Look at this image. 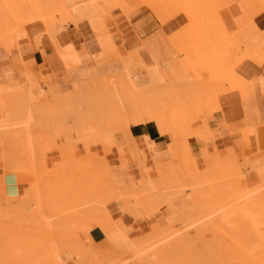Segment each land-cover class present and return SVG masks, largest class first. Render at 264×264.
<instances>
[{
  "label": "rangeland",
  "instance_id": "1",
  "mask_svg": "<svg viewBox=\"0 0 264 264\" xmlns=\"http://www.w3.org/2000/svg\"><path fill=\"white\" fill-rule=\"evenodd\" d=\"M85 1L70 5L63 0H0L2 17L7 15L1 17V24L5 27L7 19L12 21L6 28L0 26V227L12 223L0 228V242L16 243L5 247L12 251L1 257L5 264L8 258L23 259L26 254L20 247L25 246L39 249H32L31 256L55 254V264H78L80 249L83 255L88 251L96 257L95 261L88 258L89 264H264V119L257 109L247 107L254 91L245 95L241 92L248 91L252 84H259L264 92V75L254 81H235L234 76L236 66L245 60L264 67V31L256 27L249 32H229L225 23L231 21L222 13L235 4L244 5L240 7L243 11L248 6L244 3L249 2L258 5L259 17L264 14V0H162L172 13H183L189 21V28L173 39L175 46H166L169 37L160 32L143 37L138 30L122 28L124 21L130 22L144 9L159 22L144 5L150 0ZM16 2L19 6L15 7ZM91 3L97 11L96 18L83 21L77 28L80 23L76 25L71 20L74 11ZM8 5L15 12L20 6L27 11H18L17 19L9 9L13 13V20H9ZM247 18L244 24L252 21L250 16ZM101 24L104 32L112 36L114 47L100 44L94 27ZM30 26L35 28L33 36L38 47L42 49L44 36L51 38L55 48L50 55L56 52L62 61L49 62L44 57V64L37 65L27 60L31 51L26 44L32 37L27 31ZM38 27L41 32H37ZM60 33H69L72 38L76 35L77 41L67 42L69 52L59 47ZM152 40L156 43L153 46ZM154 46L161 57V77L152 85L144 81L142 88L152 86L174 96L173 106L166 113L173 139L167 136L169 144L164 151L154 144L160 152L157 158L156 149L149 155L136 146H141L140 141L134 145L127 138V122L117 118L114 109L115 102L130 91L121 83L126 75L135 82L148 76V69L155 63L151 55ZM235 92L247 103L246 125L238 129L217 116L224 112L223 99ZM236 136L239 137L235 139ZM251 138L256 139L255 153ZM221 139L227 141L218 146ZM192 140L201 146L200 153L193 151ZM148 167L151 176L160 175L156 181L151 182L156 177L150 179L146 174ZM250 175L256 177L253 187L248 185ZM10 176L18 192L15 199L24 200L25 196L24 201H30H26L27 205L22 201L24 210L18 205L21 201L14 203L16 208L9 197ZM138 183L145 185L143 189L132 188ZM246 195L249 200H244L249 204H239ZM7 202L13 211V218L8 217L10 223L2 215L9 210ZM126 203L138 211L129 212L119 205ZM197 204L203 209L198 212L197 208L196 213ZM245 204L249 211L244 214ZM123 214L136 224L152 218L149 231L135 235V229L115 218ZM94 228L102 229L116 254L96 248L90 237ZM3 231L5 236L9 232V238L18 239H8ZM41 246L46 250L42 252ZM166 246L170 247L163 253ZM154 249L157 253H153L158 254L155 259L150 256ZM31 251H26L27 257ZM61 254L63 258L59 259ZM38 260L36 264H43L45 258L37 263ZM84 262L80 260L79 264Z\"/></svg>",
  "mask_w": 264,
  "mask_h": 264
},
{
  "label": "crops",
  "instance_id": "2",
  "mask_svg": "<svg viewBox=\"0 0 264 264\" xmlns=\"http://www.w3.org/2000/svg\"><path fill=\"white\" fill-rule=\"evenodd\" d=\"M63 1H65V3H69L70 5H72L73 3H78L79 1L86 2L85 0H63ZM87 1H91V0H87ZM244 4L245 7L246 5L248 6L243 11L241 9L244 8V5H238V4L232 5L228 10L222 11V13L226 15L228 20L231 21L229 24L225 23V27L227 28V30L229 32L230 31L235 32L237 30H241V31L245 30L249 32L256 27H259L262 31H264V14L257 17L258 9H259L258 5H254V4L249 5L250 4L249 2ZM144 5L150 10H152L156 18L159 19V22L154 18V16L148 9H144L138 13L137 17L132 18L130 22L124 21L122 23L123 25L122 28L129 32L133 30H138L143 35V37H151L154 33L160 32L162 35L169 37L167 43L165 44L166 46L168 45L175 46L176 44L174 43L173 39L177 35H179L182 31L188 29L190 26L189 21L188 22L186 21L187 17L183 13H178V14L172 13L169 7L167 6V4L165 3V1L162 0H150L147 4ZM92 6L93 5L91 3L89 6H83L82 8H79V10L77 9L74 11V15H72L73 17H71V20L73 19L72 21L76 25L80 23L77 28H80V26L84 23L83 21L89 22L90 20L96 18L97 11ZM249 16L251 17L252 21L248 20L247 24H244L243 21L248 19L247 17ZM255 22L257 26H255ZM57 26L61 27L60 24H58ZM51 28H54V26L51 25ZM94 28H93L94 30L97 29V31H95L96 33L99 32L97 33V38L103 47L108 48L109 46L110 47L115 46L112 36L104 32L105 29L103 27V24L98 25ZM27 31L30 34H32L31 40H28L26 42V44H29L31 48L30 54L27 57L28 61L34 60L35 64L37 65L44 64V57L46 58V60H49V62L62 61L58 53L55 52L53 55H50L53 53L55 48L54 42L52 41L51 38H47L44 36L41 39L42 49H40L35 41V37L33 36V33L36 32L35 28L30 26L27 28ZM37 32H41V29L39 27L37 29ZM72 39H74V41H77L76 35H74V37L72 38V36L69 33L67 34L60 33L58 35L59 47L65 48V50L69 52L70 50L69 45L70 43H72L73 41ZM153 40H152V46L156 44L155 41ZM67 42L70 43L68 44ZM151 51H152L151 55L155 60V63L148 69L147 77L143 79H136V82L140 87L143 86L142 83H144V81H148L152 85L157 78L161 77L162 66L158 62L159 60H161V57L157 53V49H155V46L151 48ZM44 52L46 53L45 55ZM85 52L86 51H84L83 53ZM236 68L234 75L235 81L237 80V78L254 81L255 77H260L264 75V67L259 66L258 64L254 63L251 60H245L240 65H237ZM250 91H254V92L247 107H250L252 110L257 109L259 111V115L261 119H264V92L261 91L259 84H252L251 86H249L248 91H241V92L245 95ZM245 104L247 103H245L239 92H235L234 94L228 96L227 98L225 97L223 99L224 112L222 114L221 113L217 114L219 120L227 121L226 123L229 126H231V128L238 129L240 127H244L246 125V119H247ZM125 135L129 140L133 141L134 145L137 144L136 140L138 143L140 141L142 143L141 146L138 145L136 146L140 148L144 153H148L149 155L155 152L154 149L156 148L154 144H156L158 148H160L162 151L166 150V147L169 144L167 140V136H163L162 129L154 123L131 126V128L126 130ZM238 137L239 136H236L235 139H237ZM225 141L227 140L224 139L219 140L218 146L225 144ZM251 142L253 148L252 152L255 153L256 139L251 138ZM191 147L194 152L200 153L201 146L197 144V141L192 140ZM156 152H157L156 158L160 157L159 155L160 152L157 149ZM255 178L256 177L254 175H250L248 177L249 180L248 185L250 187H253L257 184ZM115 218L117 219L121 218L126 227L128 228L132 227L133 229H135L136 230L135 235H140L142 232H148L149 231L148 228L152 223L151 220L152 218H147L136 224L135 221L130 216L125 214L115 216ZM90 237L97 249L99 250L102 249L104 253L105 252L108 253V250H111L112 253L114 252L116 254L114 247H112V245H110L107 242L106 235L102 231V229L100 228L92 229L90 231Z\"/></svg>",
  "mask_w": 264,
  "mask_h": 264
},
{
  "label": "bare ground",
  "instance_id": "3",
  "mask_svg": "<svg viewBox=\"0 0 264 264\" xmlns=\"http://www.w3.org/2000/svg\"><path fill=\"white\" fill-rule=\"evenodd\" d=\"M174 1H177V0H174ZM21 2H24V1H21ZM178 2V1H177ZM175 3V2H174ZM180 3V2H179ZM179 3H177V4H179ZM7 4H10V3H7ZM19 4V3H18ZM17 4V2H16V4H14L13 6H15L16 7V5H18ZM229 4V3H228ZM228 4H226L227 6H228ZM11 5V4H10ZM10 5H8V7L7 6H5L6 8H7V13H9L10 12V10L11 11H13V12H15V10H12V7L10 6ZM93 5V4H92ZM175 5H176V3H175ZM180 5H182V4H180ZM178 6V8H182V6ZM225 5V4H224ZM11 8H10V7ZM19 6V5H18ZM24 6V5H23ZM221 6H223V4L221 5ZM226 6V7H227ZM21 7V6H20ZM18 8L19 10V12H20V10H21V8ZM24 8V7H23ZM177 8V7H176ZM2 9V8H1ZM0 9V21H1V19L3 18V17H6V16H3L2 17V10ZM10 9V10H9ZM14 9V8H13ZM17 9V8H16ZM25 9V8H24ZM27 9H28V7H27ZM5 10V9H4ZM9 10V11H8ZM30 10H31V7H30ZM6 11H4V12H6ZM17 11V10H16ZM17 11V12H18ZM27 10L25 9L24 10V12L21 10V12L22 13H25ZM181 11V10H180ZM17 12H15V14L14 15H16V13ZM28 12H30L29 10H28ZM184 12H188L187 10H184ZM22 13H20V14H22ZM185 13V14H186ZM10 14H11V12L8 14L9 16H10ZM13 14V13H12ZM11 14V17H9L8 16V18H9V20L10 19H12L13 18V15ZM19 14V15H20ZM24 15V14H23ZM2 17V18H1ZM18 17L19 16H17L16 15V18L18 19ZM5 19V18H4ZM14 19H15V17H14ZM13 20V19H12ZM16 20V19H15ZM14 20V21H15ZM12 21L10 20V22H8V19H7V23H11ZM20 22V21H19ZM13 23H16V21L15 22H13ZM0 24H1V22H0ZM7 27H8V25L9 24H6V23H4ZM18 24V23H17ZM16 24V25H17ZM3 24H1L0 26H2ZM6 26L4 27V25L2 26V27H4V28H6ZM11 26V25H10ZM12 27V26H11ZM1 29V28H0ZM236 41H234V43H235ZM237 43V42H236ZM235 43V44H236ZM238 45H239V42L237 43ZM245 57V56H244ZM125 77V76H124ZM121 79H123V76H122V78ZM124 80H126L125 81V83L123 82ZM124 80H122L121 81V83L122 84H126L128 87H129V90L130 91H128L127 93H126V95L123 97V98H121V99H119V100H117L116 102H115V104H116V107L114 108L115 110H116V116H117V118H119V119H121V120H124V121H126L127 122V128H130L131 126H136V125H141V124H147V123H154V124H156L157 126H159L161 129H162V131H164V133H165V136H169L170 138H171V140L173 139V129H172V126L170 125V123L168 122V120H167V116H166V113L168 112V111H170L171 110V108H172V106H173V103H172V98L174 97H172L171 98V96L173 95V93H171V92H166V91H160V90H158V89H156V88H154V87H152V86H150V88L149 89H143L142 87H140L139 85H138V83L137 82H135V81H133L132 80V77H128L127 75H126V79H124ZM132 80V81H131ZM97 82H99V81H97ZM101 82V81H100ZM105 83V82H104ZM103 83V84H104ZM101 84V83H100ZM106 84V83H105ZM93 85V84H92ZM95 85V84H94ZM94 85H93V87H94ZM92 87V86H91ZM96 88V87H95ZM93 91V90H92ZM174 100V99H173ZM112 105V104H111ZM111 107V106H110ZM112 108V107H111ZM138 139V138H137ZM91 148H93V147H91ZM158 149V148H157ZM3 159H6V158H3ZM33 160V159H32ZM31 161V160H30ZM258 161V160H257ZM25 162V161H24ZM21 164V163H20ZM256 164V163H255ZM13 165V164H12ZM155 165V164H154ZM159 165V164H158ZM61 166V165H60ZM17 167V166H16ZM19 167V166H18ZM150 167V166H149ZM148 167V169L146 170V172H147V174L149 175V177H150V179H151V177L153 178V177H156V178H154L151 182H153L154 180L156 181L159 177H160V175H159V177H158V174H156V176L153 174V176H151V174H152V170L150 169ZM157 167V165H155V168ZM164 167V166H163ZM11 168H14V166L12 167L11 166ZM159 167H157V169H158ZM162 168V167H161ZM160 170V169H159ZM158 177V178H157ZM7 182H8V194H9V197H10V199L12 200V204L14 205V206H16L15 204L16 203H19L20 201V203L18 204V205H22L21 206V208L23 209V207H25V206H23V204H21V203H23L22 201H24L25 199H26V197L24 196V200H20L19 198H17V200L15 199V196H17V194H18V192H17V189H16V185H15V182H14V178H12L11 176L10 177H8L7 178ZM72 183V182H71ZM200 185V184H199ZM145 186V185H144ZM144 186H141L139 183L137 184V186H132V188H134L135 190L137 189H139V188H142V187H144ZM73 187H75V186H73ZM175 186H173V188H174ZM196 187V186H195ZM199 187V186H198ZM202 187V186H201ZM201 187H199V188H201ZM206 187V186H205ZM71 188V187H70ZM56 189V188H55ZM143 189V188H142ZM175 189V188H174ZM196 189H197V187H196ZM4 190H5V188H4ZM19 190V189H18ZM51 190V189H50ZM133 190V189H132ZM146 190V189H145ZM145 190H144V192H145ZM210 190V189H209ZM261 190V189H260ZM28 191V190H27ZM57 191V190H56ZM177 191V190H176ZM204 191V190H203ZM31 192V191H30ZM39 192V191H38ZM44 192V191H43ZM72 192V191H71ZM45 193V192H44ZM55 193V192H54ZM63 193V192H62ZM128 193V192H127ZM126 193V194H127ZM5 194V193H4ZM37 194V193H36ZM48 194V193H47ZM64 194V193H63ZM62 194V195H63ZM178 194V193H177ZM251 194V193H250ZM6 195V194H5ZM29 195V194H28ZM41 195V194H40ZM60 195H61V192H60ZM125 195V194H124ZM164 195H166V194H164ZM167 195H168V193H167ZM252 195L254 196V193L253 194H251V197H252ZM3 196V195H2ZM12 196H14L13 198H12ZM23 196V195H22ZM27 196V195H26ZM48 196H50V195H48ZM113 196V195H112ZM248 196L250 197V195L248 194ZM1 197V196H0ZM5 196H3V198H4ZM32 197H35L34 195H32ZM37 197H40V196H37ZM36 197V198H37ZM51 197V196H50ZM53 197V196H52ZM51 197V199H53ZM66 197V196H65ZM114 197V196H113ZM170 197H171V194H170ZM249 197H247V195H246V197L244 196V198H243V201H241V200H239L240 202H239V204L241 203V202H243L244 203V199H248ZM8 198V197H7ZM6 197H5V199H7ZM29 198V197H28ZM30 198H31V196H30ZM61 198V197H60ZM167 198V197H166ZM10 199L8 200V202L10 201ZM19 199V200H18ZM21 199H22V197H21ZM35 199V198H34ZM33 198H32V200H33V202L34 201H37V200H34ZM99 199V198H98ZM242 199V198H241ZM31 200V199H30ZM38 200H39V198H38ZM47 200V199H46ZM140 200V199H139ZM249 200V199H248ZM19 201V202H18ZM26 201H29L28 199L26 200ZM26 201H24L26 204H24V205H27V204H29L28 202H26ZM43 201V200H42ZM80 201V200H79ZM102 200H98L97 202H101ZM104 201V202H103ZM103 203L105 204L107 201H105L104 199H103ZM167 201V200H166ZM165 201V202H166ZM6 202V201H5ZM7 202V203H8ZM30 202V201H29ZM80 202H83V201H80ZM102 202H101V204H102ZM121 202V201H120ZM123 202V201H122ZM126 202V201H125ZM245 202H248V204H249V201H245ZM6 203V204H7ZM10 203H11V201H10ZM10 203H8L9 204V206H8V204H7V209L9 208V210H8V212H7V214L6 213H4V214H2L4 217H12V213L11 212H13V211H11V206H10ZM15 203V204H14ZM37 203V202H36ZM243 203H241V204H243ZM52 204V203H51ZM53 204H55V203H53ZM165 204V203H164ZM13 205H12V207H13ZM100 205V204H99ZM103 205V204H102ZM120 206H122V209H124V210H126V211H135L136 209H137V207H134V208H136L135 210H134V208H132L131 207V204H129V206L127 205V203L124 205V204H119ZM154 205V204H153ZM163 205V204H162ZM200 205V204H199ZM201 205H202V202H201ZM210 205V204H209ZM246 205L247 204H245V206H244V208L246 207ZM4 206V205H3ZM51 206V205H50ZM57 206V205H56ZM86 206V205H85ZM134 206H135V204H134ZM249 205H247V209H244V210H242V212L245 214L246 212H248L249 211V207H248ZM6 207V206H5ZM18 206H16V208H17ZM53 207H55V206H53ZM69 207V206H68ZM195 207H196V205H195ZM204 207V206H203ZM238 207H239V205H238ZM3 208V207H2ZM15 208V209H16ZM198 208V209H197ZM199 208L200 207H198V204H197V207L195 208V210L197 209L198 210V212L200 211L199 210ZM240 208V207H239ZM238 208V210L237 211H240V209ZM78 209V208H77ZM85 209V208H84ZM160 209V208H159ZM194 209V208H193ZM200 209H203V208H200ZM242 209H243V207H242ZM18 210V209H17ZM24 210V209H23ZM74 210V209H73ZM79 210V209H78ZM83 210V209H82ZM158 210V209H157ZM189 210V209H188ZM195 210H192V212H194ZM197 210H196V213H197ZM224 210H226V209H224ZM233 210V209H232ZM7 211V210H6ZM37 211V210H36ZM67 211V210H66ZM72 211V210H71ZM99 211L100 212H102V213H104V212H106V210L105 209H99ZM136 211H138V210H136ZM234 211V210H233ZM5 212V211H4ZM43 212H44V210H43ZM85 212V211H84ZM90 212H92V211H90ZM190 212V211H189ZM192 212H190V214L192 215ZM221 212V211H220ZM0 213H2L1 211H0ZM19 213V212H18ZM57 213V212H56ZM59 213V212H58ZM83 213V212H82ZM186 213H188V212H186ZM195 213V212H194ZM193 213V214H194ZM232 213H234V212H232ZM239 213V212H238ZM68 214V213H67ZM235 214V213H234ZM21 215H23V214H21ZM56 215V214H55ZM184 215V214H183ZM183 215L181 214V216L183 217ZM216 215V214H215ZM1 216V215H0ZM19 216V215H18ZM58 216V215H57ZM65 216V215H64ZM185 217H187V214H185L184 215ZM213 216V215H212ZM16 217H17V214H16ZM24 216H22L21 218H23ZM25 217H27V214L25 215ZM76 217V216H75ZM177 217H179V216H177ZM208 217V216H207ZM1 218V217H0ZM13 218V217H12ZM18 218V217H17ZM58 218H59V216H58ZM62 218V217H61ZM188 218V217H187ZM211 218V216L208 218V220ZM215 218V217H214ZM213 218V219H214ZM2 219V218H1ZM0 219V220H1ZM11 219V218H10ZM9 218H8V220L7 219H3L4 221H9L10 220ZM29 219V218H28ZM78 219V218H77ZM30 220V219H29ZM74 220V219H73ZM83 220V219H82ZM178 220H180V219H178ZM34 221V220H33ZM53 221V220H52ZM59 221V220H58ZM66 221V220H65ZM78 221V220H77ZM183 221V220H182ZM13 222H15V221H13ZM68 223L67 224H69V222H70V220L69 221H67ZM209 222H211L210 220H209ZM6 223H10V221L9 222H6ZM12 223H10V225H11ZM66 224V223H65ZM10 225H7V226H10ZM7 226H5V227H7ZM47 226V225H46ZM54 226V225H53ZM64 226V225H63ZM66 226V225H65ZM2 227V226H1ZM0 227V228H1ZM5 227H2V228H5ZM55 227V226H54ZM13 228V227H12ZM70 228V227H69ZM8 229V228H7ZM50 229V228H49ZM67 229V228H66ZM1 230L2 229H0V235H2L1 233ZM10 229H8V231H9ZM51 230V229H50ZM62 230H64V229H62ZM4 231H6L5 229H4ZM4 231H3V235L5 236V234H4ZM14 231V230H13ZM72 231H74V230H72ZM56 232V231H55ZM59 232V231H58ZM5 233H8V236L9 235H11L9 232H5ZM11 233H13V232H11ZM53 233V232H52ZM62 233V232H61ZM65 233V231L63 232V234ZM75 234H73V236H74ZM3 236V237H4ZM8 236H5V237H7L8 239H15V237L14 238H9ZM78 236H80L79 234H78ZM78 236H76V237H78ZM2 237V236H1ZM0 237V238H1ZM27 237V236H26ZM30 236H28V238H29ZM32 237V236H31ZM181 237V236H180ZM180 237H178V238H180ZM63 238V237H62ZM79 238V237H78ZM2 239V238H1ZM16 239H18L17 237H16ZM15 239V240H16ZM19 239H20V237H19ZM33 239V238H32ZM38 239H40L39 237H38ZM53 239V238H52ZM181 239H182V237H181ZM29 240H31V239H29ZM34 240V239H33ZM178 240V239H177ZM37 241V240H36ZM1 242H5L4 244H2V246L3 247H0L3 251L0 253V254H2L1 256H0V261H1V263H3V264H5V261L2 259L3 258V256L4 257H6V256H9L10 255V253H12V251L10 250V247L9 248H5V247H8V246H10V245H16V243L14 244V243H12V244H10V245H6V244H8V243H6V241H1ZM1 242H0V244H1ZM40 242V241H39ZM48 242H50V240L48 241ZM55 242V241H54ZM175 242V241H174ZM11 243V242H10ZM31 243H34V242H31ZM30 243V244H31ZM37 242H35L33 245H35ZM76 243V242H75ZM167 243V242H166ZM166 243H164V244H166ZM28 244V243H27ZM50 244H51V242H50ZM49 244V245H50ZM63 244V243H62ZM68 244V243H67ZM163 244V246H165ZM169 244V243H168ZM171 244V243H170ZM169 244V245H170ZM32 245V244H31ZM54 245V244H53ZM1 246V245H0ZM168 246V245H167ZM167 246L166 247H163L162 249H163V251H162V249H161V247L159 248L163 253H164V251L166 250V248H167ZM15 247V246H14ZM42 247V246H41ZM74 247H76V246H74ZM170 247V246H169ZM168 247V248H169ZM21 248V251H25V252H23L24 253V255L26 254H28L26 251H31L32 249H34L33 251L34 252H36V250H39V249H36L35 247H33V248H30V246H25V248L24 249H27V248H29V249H27V250H24V249H22L23 247H20ZM40 248V247H39ZM44 247H42L41 249H42V252L44 251V250H46V249H43ZM50 248L51 247H49V251H50ZM53 248H55V247H53ZM52 248V249H53ZM56 248H57V246H56ZM83 248H85V247H83ZM88 248V247H87ZM167 248V249H168ZM6 249H7V251H6ZM9 249V250H8ZM15 249H16V247H15ZM41 249H40V251H41ZM71 249V248H70ZM47 250H48V248H47ZM54 250V249H53ZM59 249H57V251H58ZM69 250V249H68ZM76 250H78V248L76 249ZM85 251H86V249H84ZM155 250V249H154ZM9 251H10V253H9ZM33 251H31L32 253H30L29 255V257H27L26 255H25V257H23V259H19L20 257L19 256H17L16 257V255H14L15 257H16V259L17 260H15V258L13 257V259H11V258H8L7 259V264H12V262L11 261H16V264H22L21 263V261H23L24 260V258H26L27 257V259H25L23 262V264H25V263H28V262H30V264L32 263V264H36V260H38L39 259V257H40V259L43 261V259L45 258V262L43 261H41V260H38V262L37 263H39L40 261L44 264V263H46V264H55V260H56V258H58V257H56V255L54 254V257H55V259H54V257H53V253H52V251H50V253H52V254H49V253H45V254H43V255H45V256H43L41 253H38V254H36L35 253V257L34 256H31V254H33L34 252ZM40 251H38V252H40ZM65 251H67V250H65ZM80 251V254H81V256L79 257V259H78V264H79V262H80V260H82V261H85L86 263L88 262V258H90V259H93L94 261L96 260V257L94 256V254L92 253H88V251H87V253L85 254L84 253V255L81 253L82 251H81V249L79 250ZM84 251V252H85ZM5 252H7V253H5ZM62 252V251H61ZM78 252V251H77ZM92 252V251H91ZM146 252V251H145ZM157 253L156 252V250L155 251H152L151 252V254L152 255H150V256H152V258L154 257V255H158V254H154V253ZM161 252V253H162ZM168 252H169V250H168ZM9 253V254H8ZM16 253V252H15ZM22 253V254H23ZM68 253H69V251H68ZM74 253V252H73ZM73 253H71V254H73ZM79 253V252H78ZM159 253V252H158ZM170 253V252H169ZM7 254V255H6ZM16 254H18V252L16 253ZM20 254V253H19ZM49 254V255H48ZM56 254H60V253H57L56 252ZM36 255H38V258H36L37 256ZM52 255V256H51ZM68 255V254H67ZM66 255V256H67ZM70 255V254H69ZM74 255H76V252H75V254ZM148 255V254H147ZM41 256H42V258H41ZM61 256H62V254H61ZM72 256V255H71ZM76 256H79L78 254L76 255ZM150 256L148 257V256H146L147 257V259L148 260H150ZM163 256H166V255H164L163 254ZM2 257V258H1ZM34 257V258H33ZM44 257V258H43ZM156 257V256H155ZM158 257V256H157ZM54 260H53V259ZM61 258H63V256L62 257H60L59 259H61ZM151 258V259H152ZM159 258V257H158ZM32 259H36V260H32ZM153 259H155V258H153ZM157 259V258H156ZM9 260V261H8ZM48 260V261H47ZM18 261V262H17ZM20 261V262H19ZM26 261V262H25ZM28 261V262H27ZM47 261V262H46ZM56 261H58V259L56 260ZM35 262V263H34ZM62 262V261H61ZM85 262H84V264H85ZM0 263V264H1ZM59 263V262H58ZM64 262H62V264H63ZM90 263H91V261H90ZM14 264V263H13ZM29 264V263H28ZM41 264V263H40ZM60 264V263H59ZM65 264V263H64ZM82 264V263H81ZM87 264H89V263H87ZM91 264H93V263H91ZM94 264H95V262H94Z\"/></svg>",
  "mask_w": 264,
  "mask_h": 264
}]
</instances>
